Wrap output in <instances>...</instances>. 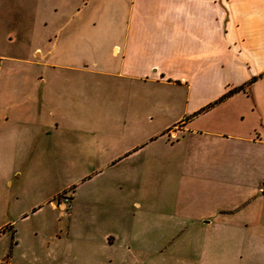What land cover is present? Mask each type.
I'll use <instances>...</instances> for the list:
<instances>
[{
    "label": "crops",
    "instance_id": "0c3cea01",
    "mask_svg": "<svg viewBox=\"0 0 264 264\" xmlns=\"http://www.w3.org/2000/svg\"><path fill=\"white\" fill-rule=\"evenodd\" d=\"M22 62L42 88L21 109L0 78V205L28 195L22 153L67 157L69 122L39 117L65 105L50 71L127 87L93 90L123 100L78 123L83 178L54 197L82 243L0 264H264V0H0V67Z\"/></svg>",
    "mask_w": 264,
    "mask_h": 264
},
{
    "label": "rangeland",
    "instance_id": "374dc122",
    "mask_svg": "<svg viewBox=\"0 0 264 264\" xmlns=\"http://www.w3.org/2000/svg\"><path fill=\"white\" fill-rule=\"evenodd\" d=\"M88 65L91 68L93 66L92 63ZM36 68L24 62L5 63L3 68L0 67V78L2 74L5 75L1 80L6 103L14 102L13 104L16 107L20 106L22 109L34 98V91L38 92L42 88V84L39 79H35L33 76L28 78L27 75L28 72L36 71ZM7 71H12L11 75L7 74ZM50 72L53 77L48 80L46 90L60 93L65 105L61 111L56 108L55 115H52L51 110L44 106L39 117L61 118L69 122L68 154L66 158L44 160L40 158V155L33 158V154H31V158H25L24 153H22L19 165L25 171V174L19 181L16 180L15 182L14 180V182L15 187L25 188L28 195L25 196L22 193L20 200L0 205V260L4 259L2 257L13 248L15 253H21L29 248L31 249V247L34 248L35 242L39 243V249L43 254L46 253L48 246L60 247L62 250L71 252V249L77 248L82 243V240H78L76 235L75 215L71 218L69 216L62 217L59 214V209L53 207V202H56L55 198L60 192L67 191L68 194L65 198L66 203L69 204L71 190L74 189L75 191L83 178L84 168L81 162L84 159L78 158L76 150L77 136L81 132L78 123L80 122L83 125L84 122L110 118L109 111L102 106H108L123 100V93L120 91L113 90L105 94L96 91L97 94L94 95L93 90L99 88L124 89L127 87L125 79L119 77L98 76L92 73L73 72L62 68ZM36 99L38 103H44L41 97L37 96ZM166 99L167 96L160 92L159 100L166 102ZM24 113L26 116H23ZM32 113L34 112L15 111L17 117L28 118L33 115ZM112 118H115V116H112ZM168 118L165 117L164 120ZM14 232L15 236L13 235ZM57 234L62 237H59L58 240L53 239L57 237ZM135 241L136 239H134ZM28 258L27 255L26 258L21 256L15 260L17 264H28ZM40 263L48 264L45 255Z\"/></svg>",
    "mask_w": 264,
    "mask_h": 264
},
{
    "label": "trees",
    "instance_id": "16d2710c",
    "mask_svg": "<svg viewBox=\"0 0 264 264\" xmlns=\"http://www.w3.org/2000/svg\"><path fill=\"white\" fill-rule=\"evenodd\" d=\"M256 78L257 77H254L251 81H250V83H253L255 80H256ZM249 83V84H250ZM245 86L243 85V86H239V87H236L234 90H232L231 92H236V91H239V90H241V89H243Z\"/></svg>",
    "mask_w": 264,
    "mask_h": 264
}]
</instances>
